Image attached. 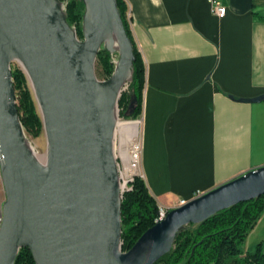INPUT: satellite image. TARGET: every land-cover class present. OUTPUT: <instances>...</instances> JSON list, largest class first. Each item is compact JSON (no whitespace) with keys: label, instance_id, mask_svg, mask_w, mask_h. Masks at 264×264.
<instances>
[{"label":"water","instance_id":"water-1","mask_svg":"<svg viewBox=\"0 0 264 264\" xmlns=\"http://www.w3.org/2000/svg\"><path fill=\"white\" fill-rule=\"evenodd\" d=\"M84 1L81 39L61 0H0V164L6 194L0 264H15L24 246L36 264H154L170 251L179 229L264 194L262 165L168 209L122 249L115 115L122 88L133 77L135 54L117 0ZM102 46L119 51L106 79L95 73ZM14 60L23 65L42 116L44 163L19 117ZM240 100L261 101L264 94Z\"/></svg>","mask_w":264,"mask_h":264},{"label":"crops","instance_id":"crops-1","mask_svg":"<svg viewBox=\"0 0 264 264\" xmlns=\"http://www.w3.org/2000/svg\"><path fill=\"white\" fill-rule=\"evenodd\" d=\"M222 1L224 17L209 0H125L145 66L141 170L167 208L264 165V100H240L264 94V0Z\"/></svg>","mask_w":264,"mask_h":264},{"label":"trees","instance_id":"trees-1","mask_svg":"<svg viewBox=\"0 0 264 264\" xmlns=\"http://www.w3.org/2000/svg\"><path fill=\"white\" fill-rule=\"evenodd\" d=\"M66 17L76 27L79 38H83L84 0H65ZM125 28L133 42L135 60L130 88L133 102L129 112L121 113L134 117L142 114L145 86V66L137 49L130 27L128 7L125 0H117ZM113 53L102 46L97 59L105 77L114 71ZM16 90V104L21 123L26 133L38 137L43 131V120L38 110L28 77L20 66L12 67ZM122 94L119 103L125 102ZM160 205L149 191L143 177L135 176L121 201L122 249L128 250L140 235L156 222ZM264 213V194L249 201L237 203L212 215L201 223L188 224L175 234L173 246L154 264H264L262 242L254 250L244 251L243 243ZM15 264H36L32 251L24 246L20 249Z\"/></svg>","mask_w":264,"mask_h":264},{"label":"rangeland","instance_id":"rangeland-1","mask_svg":"<svg viewBox=\"0 0 264 264\" xmlns=\"http://www.w3.org/2000/svg\"><path fill=\"white\" fill-rule=\"evenodd\" d=\"M61 2H62V6H63V8L65 10V4H66L65 2L66 1L65 0H61ZM72 27L74 29H76L75 26H72ZM118 58H119V51L115 50L113 52V58H112V61L114 62V64L116 63ZM11 66L12 67L13 66H17V63L12 62ZM95 73H96V75H97V77L99 79H106L105 74L103 73L102 67L99 64L97 58H96V61H95ZM130 82L131 81H127L124 84L123 88H122L121 95L124 94L126 98H125V102H122V104H120L118 102V113H119V116L121 118H124V119H139L141 121V114L139 116H137V117H134V116H131V115L129 116V115L121 114L123 112H125V113L129 112V109H130L131 104L133 102V95L134 94H133V90L130 88ZM28 85L31 88L30 81H28ZM120 98H121V96H120ZM119 101H120V99H119ZM38 110H39V107H38ZM140 135H141V123H140ZM27 136L30 139L31 143L33 144V146H34V148L36 150L37 157L41 161L44 160V158L46 156V147H47L46 135H45L44 129H43L42 133L38 137H32V136H30L28 134H27ZM118 145H119V142H118ZM115 156L117 158V161L122 165L123 164V158L119 154V152H115ZM159 201L162 203V201L160 199H159ZM255 227H254V230L252 229L250 231V233L248 234V236L246 237V239H245V241L243 243V249H244L245 246L248 248L249 245H250V246H252L251 249L253 248V250H254L258 246V243L260 242V240H262V238H264V229L263 228H255ZM262 249L264 251V242L262 243ZM159 264H161V263H159Z\"/></svg>","mask_w":264,"mask_h":264},{"label":"bare ground","instance_id":"bare-ground-1","mask_svg":"<svg viewBox=\"0 0 264 264\" xmlns=\"http://www.w3.org/2000/svg\"><path fill=\"white\" fill-rule=\"evenodd\" d=\"M113 37L116 39L115 35H113ZM12 62L17 63V65L20 66L24 71V68L22 67L20 61L14 60ZM128 77L129 75L127 76V78ZM140 123L141 121L139 119L121 118L117 110L115 115L114 151L119 152V154L122 156L126 174H130L132 172L133 167L129 163V160L130 158L135 157L133 153L140 146ZM28 143L33 150V144L30 142ZM120 184L121 187H127V178H120ZM157 221L158 220H156V222Z\"/></svg>","mask_w":264,"mask_h":264},{"label":"built area","instance_id":"built-area-1","mask_svg":"<svg viewBox=\"0 0 264 264\" xmlns=\"http://www.w3.org/2000/svg\"><path fill=\"white\" fill-rule=\"evenodd\" d=\"M210 6H211V11L217 15L218 17H224L227 13V6L223 3L222 0H209ZM128 17H129V13H128ZM23 67V65H22ZM17 95V93H16ZM25 132V136L26 139L28 140V142L31 143L30 139L28 138L26 131ZM34 153L36 154V150L33 147ZM134 154V158H130L129 163L132 165L133 170L130 174H126L125 173V165H124V161L123 164L121 165L118 161V171H119V178H127V187H121L122 190V195L124 194V192L130 188V183L131 181L134 179L135 176H141L143 177L142 174V170H141V142H140V146L139 148L133 153ZM37 156V154H36ZM117 159V158H116ZM46 161V156L44 158V160H42V162L44 163ZM202 193L197 192L194 197L201 195ZM6 199V194H5V188H4V183H3V177H2V170H1V164H0V231L2 228V224H3V218H4V214H3V204L4 201ZM188 200L185 199H181L179 201L178 204H176L174 207L182 205L184 203H186ZM167 207L164 206H160L159 208V215L157 216L156 220H162V218L165 217L166 212L168 211Z\"/></svg>","mask_w":264,"mask_h":264}]
</instances>
